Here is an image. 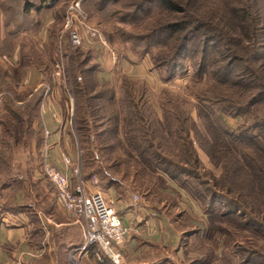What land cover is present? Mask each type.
Segmentation results:
<instances>
[{"label":"trees","instance_id":"obj_1","mask_svg":"<svg viewBox=\"0 0 264 264\" xmlns=\"http://www.w3.org/2000/svg\"><path fill=\"white\" fill-rule=\"evenodd\" d=\"M155 1L160 2L167 18L183 16L181 21L162 26L161 35L168 38L159 43L162 45L159 59L170 67H180L178 62L184 59L188 44L194 46L190 49L193 53L197 43L202 49L208 80L198 98V116L207 135L203 134L188 110L168 92L160 96L161 115L149 103L146 91L138 94L131 86L110 94L107 103H93L109 93L104 91L99 97H94V89L83 88L81 81L85 73L90 72L84 67L89 64L86 57L82 59L83 50L75 48L72 78L76 93L81 97L76 111V130L83 159L85 154L88 155L86 165H82L83 178L88 181L93 175H99L103 187L100 186L114 188L120 198H124V194H134V191L143 190L150 195L160 192L164 195L161 203L171 199L174 208H183L186 220L181 224L183 228L194 223V228L202 229L205 222L192 219L187 207L184 209L187 206L186 193L192 199L189 204L195 206L194 213L197 214L196 209L201 211L210 224L216 218L225 221L239 219L243 226L248 220L255 225L256 222L264 223L260 221L261 217L264 219V53H261L264 52V27L261 23L264 9L257 6V0H198L194 14H187L184 0H148L150 3ZM68 5L64 7L62 17ZM62 6L61 0H0V93H7L0 113L3 129L0 135L2 188L22 182L19 177L22 172L14 165L15 157L24 152L28 143L34 141L39 145L41 141L40 131L35 125L38 124L45 89L34 94L33 88L20 92L19 86L28 69H38L43 80L52 84L50 70L57 54ZM48 15H52L54 22L49 28L50 41L44 46L43 53L36 45L37 34ZM22 18L34 20L30 32L35 35L34 38L23 37V44H18L21 33L25 31L19 25ZM216 41L221 42V51L215 47ZM18 49V65L7 67V62H4L12 59ZM235 62L241 63L242 67L232 77L228 70ZM218 69H221L220 75ZM172 74L173 71L169 76ZM18 102L25 103L19 106ZM108 103L110 105L106 106ZM112 105H115L113 109ZM215 106L218 111L212 109ZM100 112L103 118L107 115L108 130L104 131L103 128L108 126L97 120ZM224 112L228 115L236 112L250 118L241 127L232 129L224 120ZM67 128L72 132L71 125ZM106 132L109 135L102 140ZM193 139L198 141L211 164L221 171L220 176L204 170ZM37 154L40 156V149ZM15 171L17 175L13 176ZM18 186L23 187L22 184ZM218 195L227 202L225 211H217L214 197ZM12 209L11 206L7 208L9 211ZM153 209L162 214L161 208ZM234 210L241 214L240 218L230 219ZM34 220L36 227L30 234V241L41 248L36 240L38 235L44 236V231ZM195 233L187 232L186 236ZM182 240L183 236H180L175 247L177 257L182 249ZM158 247L161 245L153 248ZM103 257V262L96 257L95 261L114 264L107 255L103 254ZM159 260L162 262L154 260L146 264L170 262L168 256Z\"/></svg>","mask_w":264,"mask_h":264},{"label":"rangeland","instance_id":"obj_2","mask_svg":"<svg viewBox=\"0 0 264 264\" xmlns=\"http://www.w3.org/2000/svg\"><path fill=\"white\" fill-rule=\"evenodd\" d=\"M72 1L73 0H61L63 5L60 9L61 17L66 4H70ZM82 1L83 9L89 16L88 25L99 31L106 40V46H102L101 44H98V41H90L89 37L83 33V46L79 48L82 49V53H84L82 59L84 60L87 58L89 64L85 65L84 69L90 71L89 73H85V77L81 81L83 88L85 90L89 88L90 90L94 89L96 92L94 97H99V94L104 91L109 93L108 96L100 100H95L93 103H107L106 99L110 96V94L114 95L117 90L119 91V88L124 86H131L138 94L146 91L149 103H151L158 114L161 115L160 96L162 93L168 92L170 96L176 98L175 100H178L181 105L188 110L193 119L197 122L198 127L201 129L203 134L207 135L205 126L198 116L200 103L198 98L205 88L206 82L208 80V69L205 64V58H202L204 55L201 53L202 49L200 48V45L198 46V43L196 44V52L193 53L190 51V49H194V46L192 44H188L189 46L184 59H180L179 62L177 61L180 67H174L175 65L170 67L166 64V62L159 59L160 49L162 48V45L159 43L165 41L168 38V36L161 35V29H163L162 26H165L166 23L181 21V17L183 16H176L174 19L172 17L167 18L168 15L163 9L160 8L159 1H155L154 3H150L148 0ZM197 1L198 0H184L187 14H194V6ZM257 2V6L264 9V0H257ZM35 3L38 4V1H35ZM65 16L62 17L63 22L61 19V24L58 26L60 29L59 31L61 32L56 48V58L51 64L50 71L52 75V84L47 80L44 81L42 77V82L40 85H42L41 87H44L45 89L49 87L51 90H53V93L51 92L50 94L51 98L54 96L56 98V91H58V97L62 100V102H66L68 111L67 125H71V128L73 127L76 130V111L79 102H81V97H78L76 93V86L73 84L72 73L73 69L75 68H73L72 65V55L74 56L75 51H77L78 48L72 49L70 47L68 35L62 34L65 28ZM163 20H165V22H163ZM33 21L34 20L32 18H22L20 20L19 25L21 29L25 28V31L21 33L22 36H20L18 44H21V42L23 44V41H21L23 37L28 38L35 35L30 32L33 27ZM261 23L264 27V17ZM189 25V27H193L192 24ZM220 43L216 41L215 44V47H217V50L219 51L222 50ZM18 47L20 48V46ZM210 48L213 50L212 46ZM41 52L44 53L43 50ZM158 63L159 65L157 66ZM241 67V63L235 62L231 65L228 71L233 77V75H235V73H237ZM172 71L173 74L169 76V73ZM218 71L220 75L222 73L221 69H218ZM125 98L127 99V95ZM108 105L110 104L108 103L106 106ZM114 107L115 105H112V109ZM0 109L2 110V108ZM212 109L218 111L219 108L215 106V108ZM73 110L74 112L72 115ZM223 114L224 120L232 129L241 127L250 118L248 115H243L236 112H233V114L230 115H228L226 112ZM70 115H72L71 118ZM100 115V118L97 119L98 122L104 123L106 126L110 125L105 118L107 115L104 117L105 119L103 118L102 112H100ZM40 116L41 114L39 112L37 117L39 125H35V128L39 129L41 136L40 144L37 145L38 149H41V144L43 141V129L40 122ZM73 128L72 132L70 133H73L72 135L74 138L73 136L70 137H72V140L74 141L73 144L77 142L79 151L78 162L85 166L87 163L86 161L88 160V155L85 154L83 159V156L81 155V143H79L78 139L76 138L77 130L75 136ZM109 128L110 126L103 129L105 131ZM108 135L109 134L106 132L102 136V140L106 139ZM192 137L194 138V134H192ZM193 140L194 146L199 151L204 170L213 172L216 176H220L221 171L211 164L206 154L200 148L198 141L196 139ZM84 145L86 146L87 143H84ZM97 145H99V141L97 142ZM28 147H31L29 143L27 148ZM27 148L24 149V155L22 153L21 155L20 153L18 154L20 155L21 159L18 170L22 172V174H19V177L22 179L20 184H22L23 187L19 188L18 185L20 184L17 181L12 185L13 188L11 190L0 189V219H2L6 213L16 215L23 214L27 217V221L29 220L31 226L30 229L32 230L36 227V225L33 223V221H35L34 219H36V224L39 225L43 231L51 234V242L52 244H55L53 249L58 258H60V261L57 264H60L61 261L63 263L64 258H66L67 261L73 262V260L70 259L71 253L73 252L71 249L78 247V245L81 243V240L83 239L82 232L80 230L81 239L77 240L78 233L70 226L72 223L77 225L74 220L65 213L64 214L66 216L60 214V212L57 213V211H53L54 213L50 214L51 216H57L58 219V215L60 214L63 218V221H67L66 223L68 224L71 223L69 225L70 227L67 226V231L61 233V235H58L61 239L56 236L57 233L52 229L55 227L54 223H52L54 220L52 218H47L45 215L46 210L53 207V202L55 201L56 196L54 197L52 194H55V190L53 186L40 174V158L38 154L32 159L31 157H33V155L28 153L30 150L27 151ZM94 153L96 154L97 151H94ZM101 157V161H103L104 158L103 156ZM20 167H23L24 169ZM28 170H31L34 173L38 172L37 175H39V177L42 176V178L45 180V186H33L34 183L39 181V178H37L36 175L33 178ZM14 175H17L16 171L13 172V176ZM97 177L99 179V175H97ZM100 182L101 181L99 179V185L97 187H91V190H101V192L105 193L108 199L113 200L115 208L120 216H123V204L118 203V200L127 198L129 203H132L133 201L132 205H143L145 201L146 203L144 204H146L149 208H161V213L168 220L170 234L172 231H174V233L178 235L176 231H180V235L183 236V240L181 241L182 249L179 250L180 255L177 257L175 255L176 248H172L171 246L166 248L167 251L163 245L158 247L159 249H154L152 247L154 249L156 263L162 262V260L159 259L168 256L170 262H166L165 264H264V223L256 222L257 224L255 225L251 220H248L246 222L248 226H243L240 225V222H238L239 219H236L237 221H225L216 218L212 220L213 222L210 224V221L209 223L207 221V216L201 213V211L196 209L195 211H197V214L194 213L195 206L194 204L192 206L189 204L192 199L189 197L190 195L186 193L185 201L187 206L185 205L184 209L187 207L188 214L193 217L192 219H202V221L205 222L202 229L197 225H195L197 227L194 228V221L192 222L193 226L188 224V226L183 228L181 227V224L186 222L182 212L183 208H174L172 205V200L169 198L167 202L161 203L160 200L164 199V195L160 192L150 195L143 190L134 191L135 193L133 194L131 201L130 194H124L125 198H120L114 188H110L112 190L109 188L107 189L106 187L102 188L103 186ZM172 185L174 184L171 183V186ZM15 193L21 194V198L23 197V199L11 201L10 199L13 195L15 196ZM45 193H48L52 198L50 204L47 205L43 204V202L40 200V198L44 196ZM135 195L140 198L138 202H134ZM7 198L8 200H6ZM223 198L224 197L222 195L214 197L217 211H225L227 202ZM9 206L13 208L12 211L7 210ZM163 207H165V209H163ZM197 207L199 206L197 205ZM29 215H32L33 217H30ZM243 216V218H245V215ZM234 217L240 218L241 214L234 210L232 218L230 219H234ZM260 221L264 222V219L261 217ZM69 228L71 229L69 230ZM183 230L184 233H182ZM185 230L187 232L192 231L196 233L186 236L187 232ZM36 241L42 246L47 242V240L44 239L43 234L38 235ZM63 242L69 244L67 245V249H69V251L65 257L59 252L60 250L58 249V245ZM98 251L99 250L97 247L92 248L91 251L85 256V260L92 258L96 260L95 257ZM124 260L122 264H126Z\"/></svg>","mask_w":264,"mask_h":264},{"label":"crops","instance_id":"obj_3","mask_svg":"<svg viewBox=\"0 0 264 264\" xmlns=\"http://www.w3.org/2000/svg\"><path fill=\"white\" fill-rule=\"evenodd\" d=\"M53 22L54 20L52 18V15H48L42 29L37 34V47L40 51H42L44 49V46L47 45L50 41L49 28L51 24H53ZM19 52L20 49H18L16 55L12 59H6L7 61H5L4 63L7 62V67L10 68L11 66L15 67L16 65H18ZM42 77L43 75L38 69H28L24 74L21 86H19V91L21 92L33 88L35 94L38 93L41 89H45L44 87H41L42 85H40L42 82ZM51 92L53 93V90L50 89L49 95L45 96L44 94L39 112L41 116L46 120L48 126L52 131L51 142L54 146L52 151V159L60 169L65 171L66 166L63 162V156L70 157L76 163L78 162L79 151L77 142L73 144L74 141L72 140V137H70L73 136V133L71 134L67 128L68 111L66 102H62V100L58 97V91H56V98L55 96L51 98ZM32 96L33 95H31L30 97ZM24 103L25 102H18L17 104L19 106H22L24 105ZM1 108L3 109V107ZM1 112L2 110L0 109V113ZM2 131L3 129L0 126V135L2 134ZM30 146L31 147L27 148V151L30 150L28 153L30 155H33V157H31L33 159L38 153L37 143L33 141L30 143ZM21 153L24 155L23 152ZM20 155H17L14 161L15 166L17 162V170L19 168V164L21 163ZM20 168L24 169L23 167ZM28 172H30L33 178L35 175L37 176V178H39V181L37 183H34L33 186H45V180L42 178V176H40V178L39 175H37L38 172L34 173L31 170H28ZM12 188V186H10L9 188L0 187V189L2 190H11ZM52 196L55 197L56 195L52 194ZM130 196L132 201L133 194H130ZM21 199H23V197L21 198V194L15 193V196L13 195L10 200L18 201ZM6 200H8V198ZM40 200L41 202H43V204L47 205L50 204L52 198L48 193H45V195L42 196ZM118 203L123 204V221L125 226L130 229L123 251L125 259L124 262L126 264H146L149 261H154L155 253L152 247H154L155 245H163L165 249L169 246H171L172 248H175L177 246L181 235L176 230L175 231L179 236L176 235L174 231H172L170 234L168 220L163 214L161 215L153 208L147 207V205L144 204L146 203L145 201L143 205H132L133 201L132 203H129L127 201V198H125L122 200H118ZM60 208L61 207L57 202V198H55L53 207L45 212L47 218H52L54 220L52 223H54L55 227L52 229L57 233V237H59L58 235H61V233L67 231V226L71 224L66 223L67 221H63V218L60 214H65ZM53 211H57V213L60 212V214L58 215V219L57 216L50 215L54 213ZM70 226L72 227V229L77 231V240H80V234L82 232L81 228L78 225H74V223H72ZM30 227L31 226L29 220L27 221V217L23 214L14 215L6 213L3 218L0 219V264H17L18 260H22L23 264L59 263L60 258H58L53 249V246H55V244H52L51 242V234L45 231L43 232L44 239H46L47 242L41 248H38L34 246V244H32L30 241V234L32 232V229H30ZM70 229L71 228H69V230ZM59 239L61 238L59 237ZM81 244L82 240L79 245ZM67 245L69 244H67L66 242L60 243L58 245V249L60 250L59 252L63 254L64 257L67 256V252L69 251V249H67ZM75 248H72L71 250H74ZM45 259L47 260V262H44ZM64 261L63 263L61 261L60 264H75L72 261H67L66 258H64ZM82 263L99 264L93 258L85 260V257L82 258Z\"/></svg>","mask_w":264,"mask_h":264},{"label":"built area","instance_id":"obj_4","mask_svg":"<svg viewBox=\"0 0 264 264\" xmlns=\"http://www.w3.org/2000/svg\"><path fill=\"white\" fill-rule=\"evenodd\" d=\"M82 3V0H73L69 4L62 34L68 35L72 49L83 46V33L89 37L90 41L95 40L98 44L106 46L105 37L88 25L89 16L83 9ZM49 92L50 88L47 87L45 96L49 95ZM5 95L7 93H0V108L4 105ZM73 112L74 110L72 115ZM40 122L43 129L39 156L40 174L53 186L62 211L82 230V244L73 250L70 259L75 264H83L82 258L92 248L97 247L101 250L96 253L99 262H103L104 254L110 257L114 264H122L129 228L125 226L122 216L117 212L114 201L108 199L101 190H91V187L99 185V179L97 175H93L90 180H84L80 162L75 163L70 157L63 156L65 171L54 163L52 131L42 116H40ZM73 132L76 136L75 128ZM76 138L78 139V136ZM139 199L137 195L134 196V202H138ZM17 264H23L22 260H18Z\"/></svg>","mask_w":264,"mask_h":264}]
</instances>
